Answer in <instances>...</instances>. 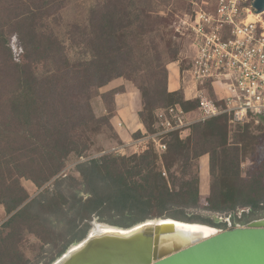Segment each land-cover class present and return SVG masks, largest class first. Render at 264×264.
I'll return each instance as SVG.
<instances>
[{
    "label": "trees",
    "instance_id": "obj_1",
    "mask_svg": "<svg viewBox=\"0 0 264 264\" xmlns=\"http://www.w3.org/2000/svg\"><path fill=\"white\" fill-rule=\"evenodd\" d=\"M149 1L100 0L85 24H71L66 31L69 47L86 54L73 59L58 31L66 0H0V205L11 214L9 224L25 220L29 230L44 240L54 230L42 214L65 222L71 237L59 255L86 236L94 217L121 227L162 217L217 226L188 210L264 207L263 165L249 178L241 175L239 144L244 142L246 150L249 138L240 134L236 142H228V114L192 125L186 138L170 134L162 153L149 145L131 157L106 153L81 161L75 167L81 181L64 172L68 159L86 157L92 136L111 126L107 115L96 116L92 101L98 95L112 98V93L101 94L99 89L113 79L138 82L143 99L139 117L146 130L136 132L134 139L154 131L158 107L184 103L183 89L168 90L167 63L156 64L147 82L139 84L143 69L132 42L145 44L147 39V51L160 59L155 39L165 40L161 28L170 25L152 15ZM12 35L21 48L19 58L10 42ZM206 154L211 184L208 204L202 205L197 162ZM176 163L180 170L172 173ZM23 178L39 188L53 178L55 185L72 180L85 195L80 196L78 189L67 195L60 188H47L30 197ZM7 263L27 262L17 256Z\"/></svg>",
    "mask_w": 264,
    "mask_h": 264
},
{
    "label": "rangeland",
    "instance_id": "obj_2",
    "mask_svg": "<svg viewBox=\"0 0 264 264\" xmlns=\"http://www.w3.org/2000/svg\"><path fill=\"white\" fill-rule=\"evenodd\" d=\"M100 0H66L65 6L60 11V24L58 31L62 38L66 41L68 46V52L71 58L86 57V54L80 52L79 49L69 47V43L66 40V31L69 26L74 23L85 24L88 21L90 10L96 6ZM149 1V0H148ZM192 1L196 0H150L148 2V8L152 10V15L158 20L166 19L170 25L167 28H161V32H166L165 40L160 38L155 39L160 50V59L157 58V54L153 51H147L146 47L150 44L147 39H144L145 44H140L135 40L132 42L137 47V59L143 69L141 78L139 77V84H145L147 78L155 72L154 66L156 64H166L168 75L172 73L173 69L179 68L181 71V78L188 84L193 83L191 74L184 72V68L190 61L192 50L190 42L185 35H180L175 31L174 22L178 19V16H184L186 12H190L192 7ZM155 35V33H153ZM152 36V35H151ZM146 35L144 36V38ZM11 45L15 52L16 58H19L21 48L14 35L10 38ZM146 46V47H145ZM161 69H156V72H161ZM122 79L129 81L139 91L135 80H130L124 77ZM218 93H222L220 87H216ZM140 93V91H139ZM142 96V95H141ZM101 96L94 97L92 101L93 110L96 116H102L100 113V98ZM104 106L107 110L113 108V101L110 95L102 97ZM143 100V99H142ZM159 105H165V103H159ZM138 134L140 133L137 132ZM247 135L249 144L244 150V142H241L239 146L242 148L240 151L241 161V175L249 178L251 174L263 165L264 169V118H261L258 122L253 121H229L228 124V142H236L239 135ZM242 137V136H241ZM243 139V138H242ZM241 141H244L242 140ZM122 143L114 127L103 126L102 131L92 136V143L89 150L86 153V157L78 158L72 157L66 162L64 172L72 174L78 181H81L80 174L75 170L76 164L88 160L93 157L104 155L106 153H118L120 156L131 157L136 154H140L139 148H128L120 152H116V147ZM207 159H210V155L206 154ZM198 159V175H199V190H200V178L202 176V169L200 159ZM162 161V160H161ZM168 162V160H167ZM162 163V162H161ZM166 163V162H165ZM165 170V167L163 166ZM180 170V163H176L171 172L176 173ZM180 175V174H179ZM211 184V174L209 177ZM22 185L25 187L30 197H34L47 188H60L64 193L70 195V193L77 189L80 190V196H84L85 193L82 190L81 185L74 183L72 180H67L62 184L55 185V178L46 183L43 187L39 188L33 181L29 179H21ZM190 215H199L204 219L212 220L220 229H230L237 226H244L254 220L264 218V207L251 211L248 207L239 206L234 211L226 212H213L205 210L204 208L189 209ZM49 214H42V220L44 222L51 223L54 232L51 234L48 240H44L38 234L29 230V224L24 221L15 224H9L11 214L7 213L4 205H0V264H8L11 259L16 260L17 256H20L23 260H26V264H52L57 258H59L72 244L71 243L63 253L58 254L65 241L71 237L68 233L69 226H66L65 222H60L58 218H51L49 220ZM48 220V221H47ZM101 221L98 217H94L89 221L87 232L91 228L92 221ZM118 220V219H117ZM107 223V222H104ZM109 224V223H108ZM116 226V225H115ZM83 227L80 224L79 228ZM40 231V227L36 226L35 231Z\"/></svg>",
    "mask_w": 264,
    "mask_h": 264
},
{
    "label": "built area",
    "instance_id": "obj_3",
    "mask_svg": "<svg viewBox=\"0 0 264 264\" xmlns=\"http://www.w3.org/2000/svg\"><path fill=\"white\" fill-rule=\"evenodd\" d=\"M254 1L196 0L178 16L175 31L187 36L192 50L184 72L191 74L195 92L184 103L158 107L154 131L133 139L135 148L148 142L162 153L170 134L186 138L192 125L223 114L232 122L264 118V11Z\"/></svg>",
    "mask_w": 264,
    "mask_h": 264
},
{
    "label": "water",
    "instance_id": "obj_4",
    "mask_svg": "<svg viewBox=\"0 0 264 264\" xmlns=\"http://www.w3.org/2000/svg\"><path fill=\"white\" fill-rule=\"evenodd\" d=\"M253 5L258 12L264 11V0H255ZM97 224L123 230L120 234L125 236H134L135 232L137 234L141 230L140 238L144 240V246L116 255L110 254L109 251L104 255L100 253L85 264H264V218L224 230L210 225L217 229L215 233L194 237L201 234L203 229H190L186 226H204L205 223L170 217L147 219L130 227L92 221L86 236L72 244L52 264L63 261L74 247L84 244ZM189 234L192 238H189ZM86 250L84 249L83 253ZM78 256L72 255L75 259Z\"/></svg>",
    "mask_w": 264,
    "mask_h": 264
},
{
    "label": "crops",
    "instance_id": "obj_5",
    "mask_svg": "<svg viewBox=\"0 0 264 264\" xmlns=\"http://www.w3.org/2000/svg\"><path fill=\"white\" fill-rule=\"evenodd\" d=\"M179 89L184 90L186 98H190L195 92V83H186L181 78V71L179 68L173 69L172 73L168 75V90L176 91ZM100 93H112L113 108L112 112L104 106L102 97L100 98V113L107 115L112 127L115 128L121 142L118 147L135 148L132 145L134 134L138 131L145 132L146 128L142 123L139 112L142 110L143 102L141 93L133 86L132 83L124 79L116 78L110 81L105 86L99 89ZM149 146L148 142H140V151ZM138 147V148H139ZM136 149V148H135ZM202 176L200 178V203L207 205L210 195V162L206 156L200 159Z\"/></svg>",
    "mask_w": 264,
    "mask_h": 264
},
{
    "label": "bare ground",
    "instance_id": "obj_6",
    "mask_svg": "<svg viewBox=\"0 0 264 264\" xmlns=\"http://www.w3.org/2000/svg\"><path fill=\"white\" fill-rule=\"evenodd\" d=\"M157 221H159V219H157ZM186 227L190 229H203L201 234L195 235L194 237L209 236L217 231L216 228L210 227V225L207 224L204 226L194 225ZM96 228L92 230L90 238L84 244L79 247H74L72 251L69 252L68 256H66L63 261L60 260L61 262L59 261L58 264H85L91 259H94V257L100 253H102L101 255H104L107 251H109L110 254L116 255L119 253L132 252L140 249L141 245L144 246V240H141L140 238L141 230L137 232V234L135 232L133 234L134 236H125L120 234L123 233V230H119L108 225L97 224ZM188 236L189 238H192V235L189 234ZM84 249L87 250L83 253ZM73 254H77L79 256L75 259L72 257Z\"/></svg>",
    "mask_w": 264,
    "mask_h": 264
}]
</instances>
